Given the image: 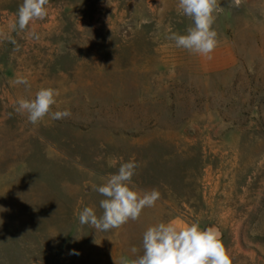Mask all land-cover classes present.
<instances>
[{"label": "rangeland", "instance_id": "obj_1", "mask_svg": "<svg viewBox=\"0 0 264 264\" xmlns=\"http://www.w3.org/2000/svg\"><path fill=\"white\" fill-rule=\"evenodd\" d=\"M22 3L0 0V264H119L160 222L215 225L232 264H264V0H218L211 59L168 39L193 25L178 0H49L12 31ZM47 87L71 116L33 125L16 103ZM129 160L155 206L81 225Z\"/></svg>", "mask_w": 264, "mask_h": 264}, {"label": "clouds", "instance_id": "obj_2", "mask_svg": "<svg viewBox=\"0 0 264 264\" xmlns=\"http://www.w3.org/2000/svg\"><path fill=\"white\" fill-rule=\"evenodd\" d=\"M240 2L235 0L237 6ZM47 5L49 0H23L17 11V19L12 24V31H25L35 21L44 20L48 15ZM178 10L190 18L193 25L188 27L187 34L172 33L168 39L174 41L178 48L211 59L210 54L219 43L218 34L213 28L215 13L222 11L218 0H178ZM29 35L36 36L34 32ZM15 83L27 86L29 82L27 78L18 76ZM58 95V90L54 88H40L34 98H19L16 112L27 114L28 122L33 125L45 116L53 120L69 118L71 112L68 109L52 111ZM137 167L135 161L129 160L121 164L115 174L108 176L102 185L97 186L95 191L104 197L100 201L102 214L98 216L92 207H84L79 213V223L107 232L129 220L139 219L144 208L155 206L160 199L158 190L140 191L133 185L132 177ZM142 248V255L134 259L121 257L119 264H232L222 241V233L215 225L201 229L194 222L178 228L172 222H160L149 226L143 233ZM131 252L136 254L138 249L132 247Z\"/></svg>", "mask_w": 264, "mask_h": 264}, {"label": "crops", "instance_id": "obj_3", "mask_svg": "<svg viewBox=\"0 0 264 264\" xmlns=\"http://www.w3.org/2000/svg\"><path fill=\"white\" fill-rule=\"evenodd\" d=\"M178 228H180V227H184V226H186L187 224H184V223H182V222H173Z\"/></svg>", "mask_w": 264, "mask_h": 264}, {"label": "water", "instance_id": "obj_4", "mask_svg": "<svg viewBox=\"0 0 264 264\" xmlns=\"http://www.w3.org/2000/svg\"><path fill=\"white\" fill-rule=\"evenodd\" d=\"M220 230V229H219ZM221 232V231H220ZM222 233V232H221ZM222 237H223V234H222Z\"/></svg>", "mask_w": 264, "mask_h": 264}]
</instances>
